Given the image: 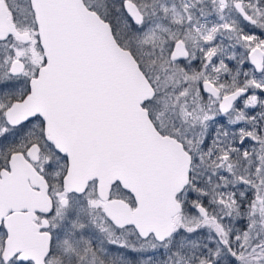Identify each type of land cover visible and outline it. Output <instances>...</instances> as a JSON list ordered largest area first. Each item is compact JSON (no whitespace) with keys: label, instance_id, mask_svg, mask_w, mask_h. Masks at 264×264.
Returning a JSON list of instances; mask_svg holds the SVG:
<instances>
[{"label":"snow or ice","instance_id":"1","mask_svg":"<svg viewBox=\"0 0 264 264\" xmlns=\"http://www.w3.org/2000/svg\"><path fill=\"white\" fill-rule=\"evenodd\" d=\"M0 264H264V0H0Z\"/></svg>","mask_w":264,"mask_h":264}]
</instances>
